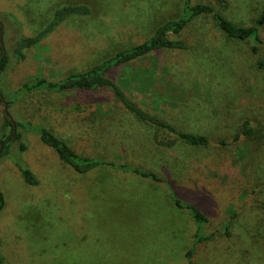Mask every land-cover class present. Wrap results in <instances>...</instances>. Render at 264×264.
Masks as SVG:
<instances>
[{"label":"rangeland","instance_id":"rangeland-1","mask_svg":"<svg viewBox=\"0 0 264 264\" xmlns=\"http://www.w3.org/2000/svg\"><path fill=\"white\" fill-rule=\"evenodd\" d=\"M69 3H86L91 13L66 19L18 60L16 40L36 34ZM194 3L212 4L241 25L254 24L264 8V0ZM183 4L0 0L4 49L11 56L1 70L0 91L10 101L13 122L24 124L16 128L22 137L11 153L39 179L27 183L13 157L0 158V251L7 264H264V27L260 45L255 38H229L212 16L196 18L177 36L188 48L153 52L125 65L118 77L146 109L181 131L207 135L206 147L164 132L172 146L157 143L156 129L109 89L98 97L33 87L38 78L59 81L142 43L179 18ZM23 84L31 89L24 91ZM100 98L102 111L96 108ZM4 114L0 102V134ZM246 119L257 131L254 138L241 133ZM41 126L81 155L128 162L165 181L106 165L78 173L42 142ZM187 204L206 212L208 223L196 222Z\"/></svg>","mask_w":264,"mask_h":264},{"label":"trees","instance_id":"trees-1","mask_svg":"<svg viewBox=\"0 0 264 264\" xmlns=\"http://www.w3.org/2000/svg\"><path fill=\"white\" fill-rule=\"evenodd\" d=\"M91 13L90 7L86 3H69L64 4L56 8L49 22L43 26L36 34L28 36H20L16 42L13 49V55L17 57L18 60L25 59L26 55L24 50L31 48L38 43H40L46 35L55 30L63 21L74 16H88ZM7 16L11 17V13H6ZM205 16H212L217 26L222 30V32L229 38L238 40H248L250 38H255L258 44H262L261 28L264 27V8L261 14L257 17L254 24L251 25H241L230 19L222 10H219L214 5L209 3H194V0H184L182 13L179 18H172L158 28L155 29L152 36L142 43L135 44L129 48H123L118 50L114 55H111L103 59L98 64L93 67L78 73L69 74L66 78L59 81H51L45 78H38L33 84V87L45 86L48 89L56 90L59 92H79V93H96L100 97L99 93L106 92L109 89L116 99L129 110L139 121L150 124L156 129L154 134V140L166 147L172 146V141L169 139L162 138L161 134L168 133L179 138L183 142L192 145L194 147H206L210 145V139L207 135L181 131L174 124L166 121L164 118L159 116L156 111H151L143 107L134 99L131 94H128L126 88L120 84L118 77L123 76V68L128 63L142 59L153 52L161 54L164 50H177L186 49L188 44L185 39L177 38L196 18H201ZM13 18V16L11 17ZM3 32L2 25L0 24V33ZM260 47V46H259ZM252 50L257 52V46L253 47ZM3 48L0 42V67L1 70H5L9 63L10 54H5L2 56ZM21 89L29 90L31 89L27 84H23ZM5 96L0 91V102H3ZM98 103H96L97 110L103 109L104 101L100 98ZM4 103V102H3ZM10 106V101L7 103ZM22 122H13L6 113L4 114V122L1 126L0 134V145L11 139L14 136V128L23 126ZM9 134H7V132ZM16 131V140L22 137V133L18 130ZM39 135L43 143L53 148L61 160L72 167L76 172L81 174H86L100 166L106 165L123 172L132 173L137 176H142L144 178L153 179L156 181H165L156 172L148 169H144L140 166L132 165L128 162L115 163L107 161L101 157H90L84 156L76 152V150L62 137L55 134L52 130L45 126L38 127ZM241 133L247 138H254L257 131L251 120L246 119L242 124ZM240 134L237 135L236 140L239 139ZM13 141L8 142L4 145L3 149L0 151V158L4 156H11V145ZM27 145L25 143H20L19 151H25ZM15 166L21 172L24 180L31 184L37 185L39 179L37 175L26 166L20 159L13 157ZM168 182V181H167ZM168 183L173 184L174 182L169 181ZM174 185V184H173ZM181 187V186H180ZM182 189V187H181ZM179 190V186H178ZM173 199L178 206H182V200L177 198L173 192L170 191ZM181 196V195H180ZM5 199L3 193L0 191V209L4 206ZM188 208L199 224L208 223V214L200 209L194 204L185 205ZM207 214V215H206ZM2 240L0 237V249ZM188 256H192V252H188ZM0 264H7L5 257L0 251Z\"/></svg>","mask_w":264,"mask_h":264},{"label":"water","instance_id":"water-1","mask_svg":"<svg viewBox=\"0 0 264 264\" xmlns=\"http://www.w3.org/2000/svg\"><path fill=\"white\" fill-rule=\"evenodd\" d=\"M0 42H1V45H2V48H3V53H2V56L5 55V49H4V43H3V32L0 33ZM0 75H1V67H0ZM3 102H4V106H5V113L6 115L11 119V117L9 116V113L7 111V108H8V105H7V102L5 99H3ZM16 129L14 128V136L11 138V139H8L6 142L2 143L0 145V151L3 149L4 145L8 142H11V141H14L16 139Z\"/></svg>","mask_w":264,"mask_h":264}]
</instances>
